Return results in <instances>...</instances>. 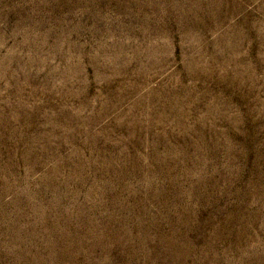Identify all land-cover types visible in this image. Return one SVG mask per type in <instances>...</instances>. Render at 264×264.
Masks as SVG:
<instances>
[{"label": "rangeland", "instance_id": "rangeland-1", "mask_svg": "<svg viewBox=\"0 0 264 264\" xmlns=\"http://www.w3.org/2000/svg\"><path fill=\"white\" fill-rule=\"evenodd\" d=\"M0 264H264V0H0Z\"/></svg>", "mask_w": 264, "mask_h": 264}]
</instances>
